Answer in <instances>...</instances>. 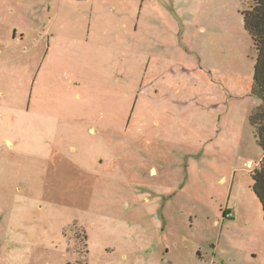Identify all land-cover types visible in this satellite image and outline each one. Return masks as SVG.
I'll use <instances>...</instances> for the list:
<instances>
[{"label":"rangeland","instance_id":"374dc122","mask_svg":"<svg viewBox=\"0 0 264 264\" xmlns=\"http://www.w3.org/2000/svg\"><path fill=\"white\" fill-rule=\"evenodd\" d=\"M25 1L0 7V264H264L251 0Z\"/></svg>","mask_w":264,"mask_h":264},{"label":"trees","instance_id":"16d2710c","mask_svg":"<svg viewBox=\"0 0 264 264\" xmlns=\"http://www.w3.org/2000/svg\"><path fill=\"white\" fill-rule=\"evenodd\" d=\"M244 27L250 34V39L257 52L253 70L251 95L262 101L250 123L256 132L258 145L262 148L260 165L252 174V190L260 200L264 213V0H251L249 9L244 12Z\"/></svg>","mask_w":264,"mask_h":264},{"label":"crops","instance_id":"0c3cea01","mask_svg":"<svg viewBox=\"0 0 264 264\" xmlns=\"http://www.w3.org/2000/svg\"><path fill=\"white\" fill-rule=\"evenodd\" d=\"M16 2V3H14ZM27 1L25 0H0V7L4 6L7 8V6L9 7H17V6H20L22 9H23V12L21 15L20 13H18L16 10L14 9H10L9 12L11 13V15H14L16 16V18H20V15H21V18H24V17H31L32 18V13L26 8V6H28L27 4ZM4 10H2V8H0V14L3 13ZM35 16L33 17H36V14L34 13ZM1 16V15H0ZM40 17L42 18V15H40Z\"/></svg>","mask_w":264,"mask_h":264}]
</instances>
